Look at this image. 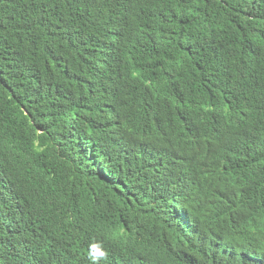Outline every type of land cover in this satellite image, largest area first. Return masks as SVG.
I'll return each instance as SVG.
<instances>
[{"label":"trees","instance_id":"trees-1","mask_svg":"<svg viewBox=\"0 0 264 264\" xmlns=\"http://www.w3.org/2000/svg\"><path fill=\"white\" fill-rule=\"evenodd\" d=\"M93 242L264 264V0H0V264Z\"/></svg>","mask_w":264,"mask_h":264},{"label":"clouds","instance_id":"clouds-1","mask_svg":"<svg viewBox=\"0 0 264 264\" xmlns=\"http://www.w3.org/2000/svg\"><path fill=\"white\" fill-rule=\"evenodd\" d=\"M185 182V179H183ZM170 194H178L175 191H170ZM88 259L91 261V264H100L101 260L107 259V252L103 249L102 242H93L89 246Z\"/></svg>","mask_w":264,"mask_h":264},{"label":"bare ground","instance_id":"bare-ground-1","mask_svg":"<svg viewBox=\"0 0 264 264\" xmlns=\"http://www.w3.org/2000/svg\"><path fill=\"white\" fill-rule=\"evenodd\" d=\"M183 219H184V220H187L188 218H184V216H183Z\"/></svg>","mask_w":264,"mask_h":264}]
</instances>
